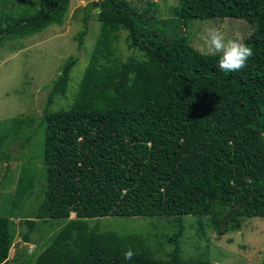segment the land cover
Segmentation results:
<instances>
[{"label":"trees","instance_id":"trees-1","mask_svg":"<svg viewBox=\"0 0 264 264\" xmlns=\"http://www.w3.org/2000/svg\"><path fill=\"white\" fill-rule=\"evenodd\" d=\"M39 1L35 14L0 27V42L51 25L67 6V0ZM98 7L99 37L71 103L67 109L44 108L37 122L43 127L44 184L32 219L22 220L23 241L35 219H66L70 212L74 218L32 264H210L180 254L184 215L205 216L218 236L264 216V0H177L173 16L156 23L164 32L179 21L245 20L253 26L243 38L253 56L238 72L221 71L218 56L203 55L183 35L156 38L147 30L152 17L125 0H100ZM155 7L149 3L147 11ZM118 28L128 32L140 58L114 55ZM72 63L62 67L46 105L65 91ZM21 124L22 118H13L0 143ZM35 179L30 167L20 168L9 210ZM10 216L0 212V264H6L14 239ZM103 216H171L173 247L159 256L148 234L119 235L99 229L98 222L88 224ZM201 226L194 228L199 235ZM128 247L136 253L130 261L123 259Z\"/></svg>","mask_w":264,"mask_h":264},{"label":"rangeland","instance_id":"rangeland-1","mask_svg":"<svg viewBox=\"0 0 264 264\" xmlns=\"http://www.w3.org/2000/svg\"><path fill=\"white\" fill-rule=\"evenodd\" d=\"M99 1L67 0L60 17H55L51 25L39 31L28 28L7 35L0 42V132L13 118L23 119L18 132L10 133L0 143V212L8 217V212H11L13 216H10V220L14 226V239L6 264H32L35 255L49 245L66 220L74 218V213L70 212L66 219H35L32 229L27 232L28 241H23L22 235L27 227L22 220L33 217L42 199L44 184L41 160L43 127L38 126L37 122L44 108L48 111L67 109L71 103L99 37V22L96 20ZM125 1L144 18L152 17L147 30L153 32L156 38L183 35L186 42L199 52L205 46L209 29H218L226 38H245L253 27L243 19L212 18L188 20L184 24L179 21L177 26L166 27L161 32L156 23L173 16L170 8L177 0ZM152 2L156 4L155 10L147 11V6ZM40 9L39 0H0V27L13 19L29 17ZM83 30L84 35L78 45V37ZM151 32L149 36L155 38ZM114 34L112 45L115 56L123 61L130 56L141 57L140 51L129 46L126 30L118 28ZM67 60L73 63L65 91L56 94L46 105V96ZM23 166L30 167L36 179L19 205L9 210L11 202L8 198L12 197L17 174ZM87 221L90 225L98 222L99 229L112 230L119 235L148 234L150 244L157 246L159 256L173 247L168 241L169 234L174 232L172 225L176 223L171 216H103ZM180 221L184 231L178 245L183 258H201L210 264H264V216L247 218L239 230L221 236L216 235L205 216L184 215ZM200 224L202 235L198 234L200 230L194 229Z\"/></svg>","mask_w":264,"mask_h":264},{"label":"clouds","instance_id":"clouds-1","mask_svg":"<svg viewBox=\"0 0 264 264\" xmlns=\"http://www.w3.org/2000/svg\"><path fill=\"white\" fill-rule=\"evenodd\" d=\"M201 48L203 55L218 56L217 67L224 72H238L247 66L253 50L243 38H226L218 29H209ZM136 255L131 247L125 249L124 260H132Z\"/></svg>","mask_w":264,"mask_h":264}]
</instances>
